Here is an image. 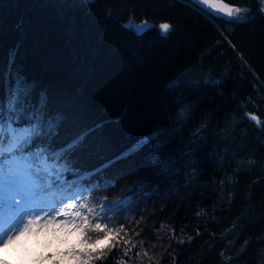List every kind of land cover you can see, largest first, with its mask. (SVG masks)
Instances as JSON below:
<instances>
[{"label":"trees","instance_id":"1","mask_svg":"<svg viewBox=\"0 0 264 264\" xmlns=\"http://www.w3.org/2000/svg\"><path fill=\"white\" fill-rule=\"evenodd\" d=\"M223 1L246 21L188 0H0V98L19 75L64 116L57 149L86 133L70 164L101 206L86 235L115 237L91 264H264V3Z\"/></svg>","mask_w":264,"mask_h":264},{"label":"snow or ice","instance_id":"2","mask_svg":"<svg viewBox=\"0 0 264 264\" xmlns=\"http://www.w3.org/2000/svg\"><path fill=\"white\" fill-rule=\"evenodd\" d=\"M193 2L202 8L209 6L214 10L213 14L227 22L246 21V16L241 14L246 13V9L227 4L217 7L214 0ZM261 2L264 3V0ZM261 11L264 12V8ZM124 26L126 29L130 27L138 36L156 27L147 21L136 24L131 20ZM158 28L161 36L167 38L171 25L163 22ZM15 59L16 53L11 51L3 74L6 84L12 75ZM179 83L181 78L178 76L168 87L178 86ZM30 93L31 85L17 75L15 84H7L4 96L0 98V247H6L20 236L42 229L64 230L69 234H79L80 245L83 247L79 250L73 247L68 252L61 253L58 264L63 260H70L75 264H91L93 259L102 258L104 248L111 249L115 237L112 235L113 229L108 228L107 224L95 223L92 231L102 235H97L92 240L86 235L90 223L88 216L82 217V223L75 222V217L82 216L80 211L72 214L73 219H68L67 209L78 206L87 208V204L71 202L87 191L83 186V180L87 177L70 167L71 153L83 144L86 133H78L69 143L57 149L55 143L59 138L64 116L60 112L49 113L46 95H41L38 105L31 104ZM249 118L257 125L260 124L255 115H250ZM154 139L158 141L159 135L137 141L121 158L139 152ZM157 157L158 151L154 150L149 159L154 163ZM165 166L166 163L162 162L161 167ZM69 171L77 178L67 180L65 173ZM109 210H112V206H109ZM88 211L92 212V209ZM60 216L65 219H57ZM100 245L103 247H98ZM0 264H7V261L0 260Z\"/></svg>","mask_w":264,"mask_h":264},{"label":"rangeland","instance_id":"3","mask_svg":"<svg viewBox=\"0 0 264 264\" xmlns=\"http://www.w3.org/2000/svg\"><path fill=\"white\" fill-rule=\"evenodd\" d=\"M75 190L73 189V191ZM71 202L77 203L78 205L87 204V208H80L78 206L75 209H67L69 212L68 219H73L72 214L80 211L82 216L74 218L76 223H82L83 216H88L89 220H95L96 222L97 218H95L94 213H101L100 204L88 202L85 192ZM88 209H92V212H89ZM57 219L62 220L65 217L60 216ZM97 223L106 224V222L100 220ZM107 227L112 229L109 225ZM80 240L81 237L77 233L69 234L64 230H56L53 228L42 229L20 236L6 247H0V260L10 261L7 264H58V261L61 260V253L68 252L73 247H77V250L83 247L80 245ZM98 247L103 246L100 245ZM47 257H52V259H47ZM61 264H75V262L63 260Z\"/></svg>","mask_w":264,"mask_h":264},{"label":"water","instance_id":"4","mask_svg":"<svg viewBox=\"0 0 264 264\" xmlns=\"http://www.w3.org/2000/svg\"><path fill=\"white\" fill-rule=\"evenodd\" d=\"M195 8H197L198 10L202 11L203 13H207L210 14L213 17L218 18L215 14H213L214 10L209 8V6H204V8H202L200 5L196 4L193 2V0H188ZM214 3L217 5V7L222 6L224 4H227L229 6H231L230 4H228L227 2L223 1V0H214ZM207 9V10H205ZM221 19V18H220Z\"/></svg>","mask_w":264,"mask_h":264},{"label":"bare ground","instance_id":"5","mask_svg":"<svg viewBox=\"0 0 264 264\" xmlns=\"http://www.w3.org/2000/svg\"><path fill=\"white\" fill-rule=\"evenodd\" d=\"M232 7H234L233 5H231Z\"/></svg>","mask_w":264,"mask_h":264}]
</instances>
